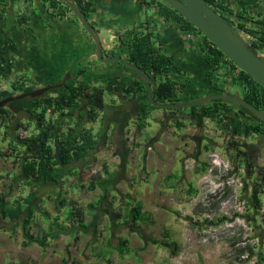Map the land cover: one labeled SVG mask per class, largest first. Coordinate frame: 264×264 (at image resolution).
<instances>
[{
  "label": "crops",
  "instance_id": "0c3cea01",
  "mask_svg": "<svg viewBox=\"0 0 264 264\" xmlns=\"http://www.w3.org/2000/svg\"><path fill=\"white\" fill-rule=\"evenodd\" d=\"M89 1L95 5L96 9L92 17L98 21L97 25L106 26L108 31L111 32V41L102 43L104 50L119 54L124 48L125 54H128L131 50L126 49V47L127 45L132 47L130 43L134 36L153 32L152 38L157 40L156 45L159 50L170 56L181 69V74H178L177 79L181 82H190L184 89L185 96L189 95L191 91L198 92L202 88H204L203 93L198 92L196 96L207 95L213 91V83L210 84L207 76L212 67L204 57L202 35L194 32L187 33L175 21H166L156 12L155 2L152 0H148L149 3H145L144 0ZM235 1L237 0H231L233 3ZM24 2L26 5L25 12L20 15L18 12L22 11ZM24 2L22 1L20 6H18V11L14 10L17 0L10 2L7 7L6 21L3 24L4 28L0 26V45L5 37L11 38L17 45L8 54L12 58L15 57L14 65H21L22 69L24 67L27 68L28 65L31 66L28 68L31 75L40 81H44L46 76L52 74V77V72H55L50 70L49 65L54 62L57 63V59L54 58L57 54L62 57V61H60L61 67L58 68L59 71L74 70L76 62L80 60L79 58L85 56L86 53L88 55L94 48L95 43L91 37L74 20L72 12H67L65 16L61 17L53 15V9L41 0H24ZM247 2L254 4L259 3V0H247ZM20 19L24 22L20 23ZM48 42H52V45H48ZM114 47L115 50L111 51L110 48ZM38 51H45V57L37 53ZM86 64H91V67L84 68L90 72L95 83H100L103 79L116 74L113 65L98 63L92 59L86 62L82 61L80 65ZM120 78L122 81L127 80V76L124 75ZM43 85L39 83L38 86ZM143 100L144 92L140 89L132 96H128V99L125 93L106 94L105 101L107 104H127V108L131 106L133 112L125 128L124 137L126 141L123 149H120L118 144L114 142L112 136L113 122L112 119H108L106 147L112 150L113 154L110 156L112 166L105 175L92 178L89 180V184H86L84 179L82 183L86 185L78 184L75 181V187L70 192L65 189L64 185L66 182L71 183L73 179H76L75 176L65 177L64 183L59 186L60 188L54 187L53 190L48 191L50 194L44 191V185L42 186L35 200L39 207L34 212L31 232L35 235L55 232L60 227L52 226V223L58 221L60 226L64 227L62 231L67 230V233H61L58 237L49 239L46 247L42 248L37 243H31L28 246L22 245L24 237L20 222L14 223V225L0 226V230L5 233L10 230L16 233L14 241L8 234H0V248L2 245L12 246L16 244L18 246L20 243L17 252L12 249L8 250V248L6 252H9L11 256L19 255L22 262L26 264H64V258H70V260H74V262L79 264H118L121 261L116 257L119 256L124 259L126 258L125 255L133 253L132 251L131 253L121 254L116 249L121 239H127L128 246L131 248L134 245L133 235L137 234L141 239L142 237L145 240L148 239V231L157 224L161 225L164 222L166 210L169 207L167 206L164 190L161 189L168 186L167 184L159 186L156 191L150 190L149 187H140L135 182V171L129 168L131 161H134L135 150L130 146L126 138V131H130L131 128L136 133L142 132L136 127L134 115ZM169 109L171 108L159 107L154 109L150 116L155 120L162 121L164 127L170 130H173L174 126L177 127V119L183 123L181 127L177 128H186L187 131L193 134L198 133V127L202 128L200 119H194L189 109H173L172 111ZM102 116L103 114L100 113L97 121L101 122ZM89 124L88 126H90ZM173 134L175 133L173 132ZM199 138H197L196 145L201 142ZM189 140L190 138H186L184 143L189 145ZM5 142L7 145L8 141ZM164 144L172 146L173 142ZM159 149L165 153L169 152L163 145H160ZM193 149H189V151ZM154 150L155 144L148 145L144 156L146 163L144 178L146 182H149L150 166L155 167V164H160V159L153 153ZM167 154L166 159H168ZM183 156L179 158L182 159ZM4 158L6 159L5 161H13L10 158ZM173 158L175 160L176 155ZM119 166H123V173L120 175L117 174L120 170ZM15 168L18 173L19 168L16 166ZM13 173L11 172L10 176L7 177L10 178L8 183H13L16 186L17 179L12 180L15 175ZM172 175L174 176V174ZM18 178L24 185V177L19 175ZM163 178L166 179L165 176ZM92 180L96 184L95 188H91L90 183ZM80 190H93L95 192L82 195ZM29 191L30 189L27 186L22 191L14 190L10 199L26 196ZM60 193L62 197H60ZM151 195L157 198L160 204L152 202ZM63 198L66 200L65 205L61 204ZM50 201L53 208L46 206L47 203L50 205ZM71 201L83 211L85 227L79 226L76 218H68L67 210L71 207ZM137 210L142 213L139 219H135L133 216L135 213L139 214ZM109 228L110 232H108ZM76 236L79 238L77 241L75 240ZM32 257H35V259Z\"/></svg>",
  "mask_w": 264,
  "mask_h": 264
},
{
  "label": "trees",
  "instance_id": "16d2710c",
  "mask_svg": "<svg viewBox=\"0 0 264 264\" xmlns=\"http://www.w3.org/2000/svg\"><path fill=\"white\" fill-rule=\"evenodd\" d=\"M53 9V15L65 16L67 12H73L67 1L62 0H41ZM85 16L86 12L95 11V5L89 0H74ZM149 3L148 0H144ZM155 2L156 12L166 21H175L180 28L187 32L200 34L203 37L204 57L212 67L207 76L212 84L213 91L225 90L221 86V81L226 82L218 74V70L228 64L227 74L233 72L232 82L239 84L243 88V97L249 102L264 111V85L253 78L249 73L241 70L226 54H224L217 46L212 44L208 38L197 28L192 22L183 16L180 12L163 2L162 0H152ZM1 3L4 0H0ZM247 2V1H245ZM207 3L216 11L222 14L227 20V13L234 14L235 8L231 0H207ZM251 5V6H250ZM259 3H250L246 6L235 5L239 8L237 15L243 18V22H239L241 30L246 31L249 35L255 38L254 48L256 50H264V29L247 26L245 23L246 8L258 6ZM7 9L3 8L0 11V23L5 24ZM262 16L263 14L260 13ZM264 21V17L260 19ZM231 22L230 20H228ZM20 23L24 22L20 19ZM234 25V22H231ZM235 26V25H234ZM239 29V30H240ZM240 30V31H241ZM153 32L145 35H137L132 45L131 60L140 66L144 72L149 74L157 82V87L154 92V98L158 101H182L188 98L184 95V89L190 83L189 81L181 82L177 79L181 74V69L170 58V56L161 52L156 45V41L152 38ZM0 45V78L11 80L12 89H0V98L3 95L9 94L10 91L25 92L39 85V79L31 75L30 72L22 73L21 75L11 77V70L14 68L15 60L8 54L17 45L11 38L5 37ZM75 66V65H74ZM83 67V66H82ZM74 67L73 76H71L66 84L56 90L45 93L43 96L33 98L31 100H20L13 102L12 106L0 108L1 127H5L3 133L7 138L8 144L0 146V157L10 158L13 160L14 166L19 168L12 180H16L19 175L24 177L23 183L30 191L26 196L10 199L14 192V184H6V188L0 192V218L2 220H12L15 223L20 222L23 234V246H28L31 243H37L42 248H45L49 239L58 237L61 233H67L64 227L58 221L52 223V226H59V230L55 232H46L42 235H35L31 232V225L34 218V212L39 207L35 203L37 196L45 184L53 185L55 188L64 183L65 177H78L81 170L92 162V157L95 159L96 152L100 149L103 141L108 138L107 113L110 112L114 122V133L117 144L120 149H123L125 143V128L133 112L132 107L127 108V104H107L105 96L107 93L121 94L125 93L132 96L138 89L144 92V100L136 109L134 117L136 118V127L138 130H143L148 123V118L151 112L156 107L149 103L147 99L148 89L150 84L145 80L132 78L128 81H122L119 75H113L107 79H103L100 83H95L89 71L84 67ZM79 68V69H78ZM70 71V70H69ZM68 72V71H67ZM66 71L52 72L56 73V78L51 75L47 77V84L57 82L63 78ZM219 75V76H218ZM220 79V85L215 82ZM62 81V80H61ZM60 81V82H61ZM146 84V85H145ZM213 91L210 93L212 94ZM198 97V96H196ZM218 103V102H217ZM215 101H210L207 105L204 116L216 118L218 123L224 121L225 116H221L219 106H226V103L217 104ZM219 105L217 107V105ZM201 105L190 107L189 110L194 119H200ZM21 107V108H20ZM27 112L33 121L34 130L29 135L19 133L21 128L28 130L32 123H20L17 127L10 129L9 120L13 119L14 112L19 110ZM177 108L175 110H180ZM187 109V108H186ZM168 110V109H167ZM173 110V109H169ZM242 113H248L241 108ZM100 113L101 117L100 128L94 132L89 123L97 121ZM250 114V113H248ZM253 123L250 128L253 132L264 133V123L255 117H252ZM177 127L182 126L180 120H176ZM242 129L238 131L240 134ZM92 156V157H91ZM95 156V157H94ZM252 158L250 155L248 159ZM250 172H255L254 160L249 161ZM107 167H105L106 169ZM107 170V169H106ZM97 176V175H96ZM95 176V177H96ZM173 176V175H171ZM264 180V173H262ZM98 178V176L96 177ZM172 178V177H170ZM0 179L3 176L0 175ZM91 188H95L96 184L91 181ZM262 192L263 187L259 182H254L251 192V201L253 202L255 211L262 208ZM60 197L62 194L60 193ZM66 200L63 198L61 204L65 205ZM70 209L67 210L68 218H76L77 223L81 227H85V219L81 208H77L74 202H70ZM138 211V210H137ZM136 212V211H135ZM139 212V211H138ZM139 215V216H138ZM142 215L135 213V219H139ZM263 234H261V239ZM78 236L75 237L77 241ZM232 247L236 246V242H232ZM262 245L252 244L237 248L240 254H247L249 259L254 256L264 255L262 252H257V248L262 251ZM116 249L121 254L131 252V247L128 246L127 239H121L116 246ZM246 260V259H245ZM70 258H64L63 263L68 264ZM73 264H79L71 260Z\"/></svg>",
  "mask_w": 264,
  "mask_h": 264
},
{
  "label": "rangeland",
  "instance_id": "374dc122",
  "mask_svg": "<svg viewBox=\"0 0 264 264\" xmlns=\"http://www.w3.org/2000/svg\"><path fill=\"white\" fill-rule=\"evenodd\" d=\"M259 3L258 6L246 8L245 19L247 20H245V23L249 27L259 28V24L253 18L260 20L264 17V0H259ZM233 7L237 11L239 10L234 4ZM15 9L18 11L19 7L16 6ZM24 10L25 8H22L21 12H25ZM236 10L234 14L227 13L229 16L226 15L228 20L233 22V20L237 19ZM260 13L263 15L261 16ZM72 15L74 20L79 22L73 12ZM234 25L238 30L240 29L236 21ZM97 26L102 43L111 41V32L108 31L107 27L101 24ZM240 33L249 45L255 41L246 31L241 30ZM89 37L92 38L90 35ZM48 45H52V42H48ZM38 49L40 50V48ZM44 52L38 51L37 53L45 57ZM259 52H262V50H259ZM86 56L87 53L84 57ZM54 58L57 59V63L54 62L49 65V68L57 73L59 72L58 68L61 67L60 61H62V57L56 54ZM30 67L28 65L27 68L24 67L22 69L21 65H14L10 72L11 77L15 78V76L22 73L30 72L28 70ZM228 67L227 64L217 71L222 78H228L226 82L221 81V86L224 87V91L241 96L243 95V88L241 85L232 82L235 74L233 72L227 74ZM56 73L52 78L57 77ZM47 78L46 76L44 81H40V83L42 85L47 84ZM10 82L11 80L0 78V89H12ZM216 83L220 85L219 78ZM203 90L204 88L198 92L203 93ZM198 92L191 91L186 96L187 100L196 98L195 96ZM233 108L237 109L236 107ZM31 118L27 112L20 109L18 112H14L13 119L8 121L9 128L13 129L20 123L28 124L31 122L30 129L21 128L19 130V133L29 135L34 130ZM216 118H206L204 127H198V133L196 134L187 131L186 128L180 129L176 126L173 127V130L166 129L162 121L155 120L152 116L148 118L147 126L142 132L136 133L131 128L130 131H126V138L130 146L135 150V158L133 162L131 161L129 168L135 171L136 184L140 187H149L150 190L154 191L158 190L159 186L167 184L168 186L161 189L164 190L169 208L166 210L164 222L161 225L157 224L148 231L147 240L143 237L141 239L137 234L138 237L133 235L134 245L131 248L133 253L125 255L126 258L124 259L119 256L116 257L121 261L118 264H264V255H256L249 259L246 253L240 254L237 250L239 247L258 244V246L262 245V251L257 248V252L264 254V238L262 237L261 239V234H264V180L261 181V175L264 173V133L253 132L249 125L247 128L249 146H247L246 150H234L233 146L229 144V140L232 137L230 120L225 117L222 123H218ZM108 119L113 120L110 112L107 113V121ZM251 122L253 123L252 120ZM100 123L98 120L89 125L93 126L94 130L97 131L100 128ZM114 125L113 122L112 126L114 127ZM5 127L0 126V146L6 145L5 138L7 136L3 133ZM113 133L114 129L112 130ZM112 136L114 142L117 143L115 136ZM186 138H190L188 141L189 145L184 143ZM197 138H199V141L201 139V142L195 145L194 142L198 141ZM171 141L174 146L164 144L167 142L171 143ZM103 142L95 154L96 157L94 156L95 159L91 156V164L83 168L79 176L73 179L71 183L66 182L64 186L68 192L74 189L75 181L78 184L86 185L89 184V180L96 176H89V171L96 163H99L101 151L107 148V141L104 140ZM152 144H155L153 153L160 159V164H155V167L150 166L149 182H146L144 178V167L146 165L144 156L148 145ZM160 145H163L169 151H166L168 154L159 149ZM192 148L194 149L189 151ZM111 154H113V151L106 155L108 164L98 171V177L105 175L111 168ZM166 154L168 159H166ZM174 155H176L175 160L173 158ZM182 155L184 156L180 159ZM249 155L252 158L248 159ZM2 158L0 161V175L3 176V179H0V192L6 188V184H9L10 178L7 177L10 176V173L14 172L13 175L17 174L13 161H5L6 159ZM216 158L218 159L217 165L213 163ZM251 160L255 162V172L253 174L250 172L249 161ZM105 167H107V170ZM122 173L123 166L120 167L117 174L120 175ZM172 174L174 176H171ZM161 175L165 176L166 179ZM168 175L170 176L168 177ZM84 179L86 184L82 183ZM16 181L17 185H14V190L22 191L25 186L20 182L19 178ZM256 181L261 183L263 187V205L257 212L251 201L252 187ZM53 189L54 186L48 184H45L43 188L47 192ZM80 191L82 195L95 192L93 190ZM48 194L50 193L48 192ZM151 201L160 204V201L152 195ZM46 206L53 208L51 201L50 205L47 203ZM14 223L12 220H2L0 218L1 227L14 225ZM108 232H110V228ZM2 233L5 232L0 230V234ZM5 234H8L13 239L12 241L15 240L16 233L14 231L10 230ZM232 242H236L235 247H232ZM19 244L18 246L16 244L12 246L2 245L0 248V264H26L22 262L19 255L11 256L9 252H6L10 249L17 252ZM68 264H73V262L70 260Z\"/></svg>",
  "mask_w": 264,
  "mask_h": 264
},
{
  "label": "water",
  "instance_id": "95a60500",
  "mask_svg": "<svg viewBox=\"0 0 264 264\" xmlns=\"http://www.w3.org/2000/svg\"><path fill=\"white\" fill-rule=\"evenodd\" d=\"M69 2L70 8L76 14L82 26L92 36L96 49L93 53L86 56H96L98 59L102 58V41L100 34L90 25V22L83 14L82 10L76 4L74 0H62ZM192 22L201 32L208 38V40L217 46L226 56L232 60L241 70L249 73L258 82L264 85V57L260 56L256 49L249 45L240 31L229 22L222 14L216 11L212 6L207 3V0H162ZM104 61H121L124 65L136 70L137 74L135 78H143L150 83L148 89L147 99L149 103L156 107L161 108H190L197 105L207 104L210 101L221 98L223 100L231 101L234 105L246 110L253 117L264 123V111L249 102L243 96L233 94L225 91L220 94H207L204 96H198L191 100L182 101H158L154 98V92L157 87V82L144 70L124 59L122 56H113ZM73 70L66 73L61 82L36 87L30 91L20 92L13 94L2 100H0V108L6 106L9 102L29 96L30 98H37L43 96L53 88L63 87L67 80L71 77Z\"/></svg>",
  "mask_w": 264,
  "mask_h": 264
},
{
  "label": "flooded vegetation",
  "instance_id": "af4514ba",
  "mask_svg": "<svg viewBox=\"0 0 264 264\" xmlns=\"http://www.w3.org/2000/svg\"><path fill=\"white\" fill-rule=\"evenodd\" d=\"M14 0H4V2L3 3H1L0 2V11H1V9H3V8H6L7 9V7L10 5V2H13ZM23 2H24V0H22ZM22 1L21 0H17V7L18 6H20V4L22 3ZM245 1H247V0H237V1H235L233 4L234 5H238V4H240V6H246V5H248V2H245ZM69 3V2H68ZM15 6V7H16ZM23 8H26V5H25V2L23 3ZM236 10V9H235ZM20 13V15L22 14V13H24V12H19ZM74 13V12H73ZM87 13V15L88 16H86V18L88 19V21L90 22V25L91 26H93L94 28H96V30L98 31V26H97V23H98V21L95 19V18H91V16L92 15H94V13H95V11H93V12H86ZM236 13H237V10H236ZM75 14V13H74ZM19 15V16H20ZM76 15V14H75ZM24 16V15H23ZM228 16V15H227ZM237 16V15H236ZM229 17V16H228ZM20 18H21V16H20ZM78 18V17H77ZM246 18V17H245ZM79 20V19H78ZM247 20V19H246ZM253 20H255L258 24H259V28H262V29H264V21H262V20H258V19H255V18H253ZM231 21V20H230ZM236 21V23H239V22H243L244 21V19L243 18H240L239 16H237V19H235V20H233V22H235ZM232 22V21H231ZM79 25L81 24L80 23V20H79V22H77ZM2 23H0V26L2 27V28H4V26H3V24L1 25ZM82 25V24H81ZM80 25V26H81ZM81 28H82V26H81ZM83 30H85V32L88 34V35H90L89 33H88V31L83 27L82 28ZM99 32V31H98ZM91 36V35H90ZM92 39V38H91ZM135 39H136V36H134L133 38H132V41H131V46L133 45V43H134V41H135ZM154 39V38H153ZM255 39V38H254ZM155 40V39H154ZM155 41H157V40H155ZM95 43V42H94ZM251 44V46L254 48V42H252V43H250ZM104 46L102 45V58L101 59H98L96 56H90L89 58H86V57H84V56H82L81 58H79L80 60H79V62L77 61L76 62V66H79V68H81L82 66L83 67H91V64H86V65H80L81 63H82V61L83 62H86L87 60H89V59H92L93 61H95V62H98V63H102V64H110V65H113L114 66V68L113 69H115L114 71H115V75H119L120 77L122 76V75H124V76H127V80L126 81H128V80H130V79H132V78H135V75L137 74V72H136V70L135 69H133V68H131V67H128V66H126V65H124L121 61H104V59H109V58H111V57H113V56H122L124 59H126V60H128L129 62H132V60H131V51H130V53H128V54H125V52H124V48H123V50H121L120 51V53L119 54H116L115 52H107L106 50H104V48H103ZM96 49V44H95V46H94V48L89 52V54H91V53H93L94 52V50ZM111 49V51H114L115 50V47L114 48H110ZM126 49H129V50H132V47H128V45H127V47H126ZM255 49V48H254ZM257 52H258V54L260 55V56H263L264 57V50H262V52H259V50H256ZM88 54V55H89ZM81 61V62H80ZM134 63V62H133ZM135 64V63H134ZM137 65V64H136ZM82 67V68H83ZM78 68V69H79ZM74 71V70H73ZM66 75V74H65ZM71 76H73V72H72V74H71ZM63 78H64V76H63ZM62 78V79H63ZM61 79V80H62ZM137 79H140V78H137ZM142 80H145V79H143V78H141ZM140 79V80H141ZM60 80V81H61ZM59 81V82H60ZM145 81H147V80H145ZM148 82V81H147ZM55 83H57V82H52V83H48V84H45V85H50V84H55ZM149 83V82H148ZM150 84V83H149ZM45 85H43V86H45ZM146 85V84H145ZM36 87H40V86H36ZM35 87V88H36ZM32 89H34V88H32ZM32 89H30V90H32ZM56 89H59V88H53V89H51L50 91H52V90H56ZM30 90H27V91H30ZM49 91V92H50ZM20 93V92H19ZM48 93V92H47ZM220 93H225V91L224 90H218V91H213V93L212 94H220ZM13 94H18V92H15V91H10L9 92V94H7V95H3V97H1L0 98V100H2V99H4V98H6V97H8V96H11V95H13ZM242 96V95H241ZM31 99H33V98H30L29 96H26V97H24V98H20V99H17V100H14V101H11V102H9L7 105H9V106H12V103L13 102H18V101H20V100H31ZM213 101H215L217 104H220V103H226V106H219V105H217V104H215V105H217V107L219 106V108H220V110H221V116L223 115V116H225V117H228V119L230 120V122H231V126H230V131H231V135H232V137H231V140H229V144H231L232 146H233V148H234V150L235 149H244V150H246L247 149V146H249V143H248V141H247V137H248V131H247V128H248V126L249 125H251L252 124V122H251V120H252V115L251 114H248V113H242L241 112V108H239V107H237L236 105H234V103H232L231 101H227V100H223V99H221V98H217V99H214V100H212V102ZM7 105L6 106H4V107H7ZM205 105H207V104H205ZM232 106V107H231ZM233 107H236L237 109H236V111H235V108H233ZM200 108H201V110L200 111H198V113H201V116H200V121H201V124H202V128L204 127L203 126V124L205 123V121H206V118H209V117H206V116H204L203 115V113L205 114V107H204V105H201L200 106ZM233 111V112H232ZM237 117H239V118H237ZM240 129H242V133H238V131L240 130ZM196 143L197 142H194V144L196 145Z\"/></svg>",
  "mask_w": 264,
  "mask_h": 264
},
{
  "label": "built area",
  "instance_id": "2783aa9c",
  "mask_svg": "<svg viewBox=\"0 0 264 264\" xmlns=\"http://www.w3.org/2000/svg\"><path fill=\"white\" fill-rule=\"evenodd\" d=\"M149 149H151V147H149ZM112 151L109 148H105L104 150H102V154L99 156V163H96L89 171V176H94V175H98V171L100 169H102L105 165L108 164V162L106 161V155L109 154V152ZM213 163L215 165H217L218 163V159H214ZM263 238H264V234H263Z\"/></svg>",
  "mask_w": 264,
  "mask_h": 264
}]
</instances>
